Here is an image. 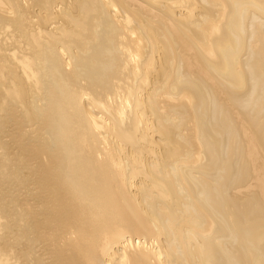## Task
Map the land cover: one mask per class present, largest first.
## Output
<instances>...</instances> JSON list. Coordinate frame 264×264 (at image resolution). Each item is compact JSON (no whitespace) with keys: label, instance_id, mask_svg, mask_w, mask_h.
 I'll return each instance as SVG.
<instances>
[{"label":"bare ground","instance_id":"bare-ground-1","mask_svg":"<svg viewBox=\"0 0 264 264\" xmlns=\"http://www.w3.org/2000/svg\"><path fill=\"white\" fill-rule=\"evenodd\" d=\"M0 264H264V0H0Z\"/></svg>","mask_w":264,"mask_h":264},{"label":"rangeland","instance_id":"rangeland-1","mask_svg":"<svg viewBox=\"0 0 264 264\" xmlns=\"http://www.w3.org/2000/svg\"><path fill=\"white\" fill-rule=\"evenodd\" d=\"M255 181H253L252 183H254Z\"/></svg>","mask_w":264,"mask_h":264}]
</instances>
